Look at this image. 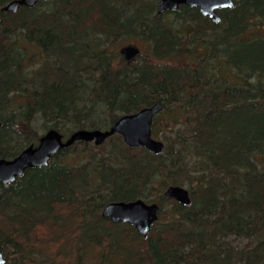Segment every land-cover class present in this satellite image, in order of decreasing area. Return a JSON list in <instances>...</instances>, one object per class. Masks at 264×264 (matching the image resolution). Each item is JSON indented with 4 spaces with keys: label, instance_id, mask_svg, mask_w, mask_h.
I'll use <instances>...</instances> for the list:
<instances>
[{
    "label": "trees",
    "instance_id": "16d2710c",
    "mask_svg": "<svg viewBox=\"0 0 264 264\" xmlns=\"http://www.w3.org/2000/svg\"><path fill=\"white\" fill-rule=\"evenodd\" d=\"M9 1L0 157L50 128L106 129L156 102L164 147H131L120 133L77 140L0 184V264H264V0H235L218 23L187 4L159 13V0H41L16 12L2 9ZM119 41L144 48L127 60L110 47ZM172 184L189 204L165 195ZM138 198L159 204L147 236L102 215Z\"/></svg>",
    "mask_w": 264,
    "mask_h": 264
},
{
    "label": "water",
    "instance_id": "95a60500",
    "mask_svg": "<svg viewBox=\"0 0 264 264\" xmlns=\"http://www.w3.org/2000/svg\"><path fill=\"white\" fill-rule=\"evenodd\" d=\"M40 1L11 0L3 5L2 9L16 12L21 6L33 7ZM181 4L198 7L204 15L218 23L222 18L219 10L234 6L235 0H159L158 12L175 10ZM120 51L127 60H131L141 50L136 44H128L123 46ZM162 109L163 105L156 102L136 112L121 115L109 128H82L73 131L66 138L58 129L50 128L40 136L37 144L28 145L12 158L0 157V184L13 183L29 168L47 165L53 155L77 140H94L96 144H100L112 134L120 133L129 146H145L155 153H160L164 143L153 137V120ZM165 195L175 198L183 204L191 202L189 189L181 185H169L165 190ZM102 215L109 217L115 223L129 222L135 225L140 233L147 236L152 224L159 218V204L147 202L142 198L131 201H112L103 207ZM5 261L4 253L0 250V263Z\"/></svg>",
    "mask_w": 264,
    "mask_h": 264
},
{
    "label": "rangeland",
    "instance_id": "374dc122",
    "mask_svg": "<svg viewBox=\"0 0 264 264\" xmlns=\"http://www.w3.org/2000/svg\"><path fill=\"white\" fill-rule=\"evenodd\" d=\"M128 42H130V41H128ZM120 43V41L119 42H114L112 45H110V47H111V49L112 50H117V49H121L123 46H125V45H128V44H130V43H127L126 42V44H122V45H119L118 46V44ZM134 43H137V42H134ZM139 44V43H138ZM141 47H143L144 48V46L143 45H140ZM140 47V48H141ZM34 127H35V129H39L40 130V133H43L45 130H43V124H42V121H37V122H35L34 123ZM94 142V141H93ZM95 143V142H94ZM162 219V218H161Z\"/></svg>",
    "mask_w": 264,
    "mask_h": 264
}]
</instances>
